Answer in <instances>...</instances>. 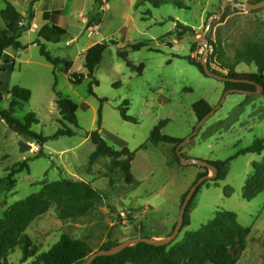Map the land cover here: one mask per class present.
<instances>
[{"label": "rangeland", "instance_id": "374dc122", "mask_svg": "<svg viewBox=\"0 0 264 264\" xmlns=\"http://www.w3.org/2000/svg\"><path fill=\"white\" fill-rule=\"evenodd\" d=\"M179 1V6L172 0L155 8L147 0H104L101 7L95 4L96 0H48L43 9H38L39 0L36 4L33 0H0V26L8 24L6 16L12 25L20 27L15 31L21 33V42L27 46L25 50H8L0 64V91L4 94L0 107L9 108L6 94L12 88L31 90L29 103L15 115L23 121L27 114L35 113L39 124L33 126V131L51 137L63 127L58 120V94L78 105V125L66 123L75 135L51 139L43 147L14 133L0 120V219L16 202L51 182L86 181L107 194L86 217L61 220L53 207L37 219L27 230L37 255L50 250L62 234L86 241L93 253L108 241L119 244L134 236L163 239L171 234L180 214L182 195L204 170L193 164L169 166L173 146H154L149 138L160 121L169 120L163 133L186 140L198 124L192 106L206 100L213 108L221 106L181 153L187 159L207 162L233 159L226 178L218 186L211 182L199 191L189 212V225L176 241L187 232L199 230L216 212L229 211L251 229L245 250L241 252L239 246L232 250L237 264H264V192L252 201L243 198L253 163L261 162L264 152L239 155L255 139L264 138V90L230 93L221 104L228 92L226 82L207 77L184 59L207 62L213 52L210 41L221 42L227 58H232L246 42L264 43V8L248 12L241 8L245 3L240 2L244 0ZM98 11H103L100 24L87 29L90 15ZM30 14L35 17L33 21ZM178 23L192 30L179 38L183 28L178 29ZM46 24L67 32L59 43L43 42L52 56L73 62L71 73L86 74L87 49L98 43L109 45L104 62L95 73L99 86L93 87L94 94L89 93V79L74 85L64 66L55 69L41 56L34 43ZM69 25L77 34L69 32ZM140 43L149 47L138 51L131 48ZM194 43L198 46L193 53ZM123 52L128 53L127 61L132 67L120 57ZM142 64L145 68L139 74L137 69ZM211 67L221 75L227 73L216 62ZM236 71L244 77L257 73V67L241 63ZM126 100L130 103L129 115L137 123L121 117L120 108ZM100 108L102 129L119 136L126 147L136 152L132 173L139 184L135 188H129L120 173L110 175L106 168L109 159L102 158L90 165L95 146L89 135L98 128ZM107 142L116 150L122 148ZM33 144L39 147L36 152L32 151ZM142 146L145 148L141 149ZM25 160L28 169L14 177L17 184L9 190L8 169ZM21 259L22 253L17 249L9 262L20 264Z\"/></svg>", "mask_w": 264, "mask_h": 264}, {"label": "trees", "instance_id": "16d2710c", "mask_svg": "<svg viewBox=\"0 0 264 264\" xmlns=\"http://www.w3.org/2000/svg\"><path fill=\"white\" fill-rule=\"evenodd\" d=\"M37 1L38 0H33V3L36 4ZM147 1L155 8H159L162 4L172 2V0ZM260 1L263 0H255L254 3ZM104 3V0H96L95 2L99 7L103 6ZM174 3L178 6L180 5L179 0H174ZM53 13L58 14L61 13V11H53ZM102 15L103 11H98L94 16L90 15L86 28L89 29L92 26H96L98 23L100 24ZM29 18L33 21L34 15L30 14ZM177 28H183V30L179 32V38L188 30H192L181 23L177 24ZM66 34L67 32L64 29L46 24L40 29L38 34L39 38L34 44L38 45L41 56L48 63L53 65L55 69L59 66H64V71L69 75V80L72 84L79 85L85 79H89V93L94 94L93 87L99 86V81L95 73L97 68L103 64L109 45L107 43H98L87 49L84 53L86 74L71 73L73 62L64 58L52 56L44 44V42L59 43L61 38ZM197 46V43L193 44V53L197 50ZM147 47H149V45L146 43L131 45L134 51ZM209 47L213 49V52L207 64L214 73L218 72L212 69L211 64L216 62L221 70L227 72L222 75L228 78L245 79L254 82L264 90V43L246 42L243 48L237 50L232 58H227L221 42L215 43L210 41ZM10 49L14 51L25 50L27 46L23 45L21 42V33L15 31L5 23L4 26H0V62L3 60L5 53ZM120 57L127 62L128 67H132V63L127 61V52L120 53ZM184 59L191 65L197 67L199 71L204 74L201 62L198 63L191 57H184ZM241 63L255 64L257 73H251L244 77L239 76L236 69ZM144 68L145 66L142 64L137 69L138 73L142 74ZM225 84V91L233 89L249 92L257 91V86L252 84L232 82H226ZM119 85L120 84H117V86ZM6 95L10 99L9 108L3 109L0 107V120L5 121L14 133L23 136L26 140L37 142L43 147L44 144L51 139L75 135V132L66 126V123L74 126L78 125L76 114L78 105L72 100L58 94L56 100L59 110L58 120L63 127L51 137H46L43 134L36 133L32 129L34 125L39 124V120L35 113L30 112L23 121L18 119L15 115L18 109L23 108L25 104L29 103L32 97L31 90L16 86L9 90ZM3 100L4 94L0 91V102ZM102 102H104V100H102ZM129 105V101H124L120 108L121 117L127 122L137 123V120L129 115ZM192 109L197 120L200 121L213 110V107L206 100H200L192 106ZM168 123L169 120L160 121L152 130L149 142L154 146H159L160 144L172 145V159L168 162V165H181L182 163L176 150L183 140L163 133V129ZM97 126V130L89 135L95 146L94 152L90 155V165L96 164L102 158L109 159L110 162L106 168L110 175L120 173L129 188H135L139 184L132 173V163L135 160L136 152L131 151L128 147L116 150L104 139L101 135L102 108L99 110ZM143 148H145V146L141 147V149ZM263 152L264 138H257L250 147L240 151L239 155L249 153L260 155ZM184 158L187 159L185 156ZM231 160L225 162H210L217 168V176L214 179L204 182L196 191L187 208L183 228L189 225V212L199 191L204 186H209L211 182H214V184L218 186V182L226 178ZM27 163L28 161L25 160L23 163L8 169L9 174L6 177V181L9 190H12L17 184L14 177L28 169ZM202 169L204 171L198 173L192 186L199 179L209 175L208 169ZM112 183L113 181L110 180V186H112ZM188 191L181 197L182 204ZM263 192L264 158L261 162L253 163V173L245 182L243 198L246 201H252ZM106 198L107 194L105 192L94 188L92 183L86 181H56L43 185L39 192L32 194L25 200L16 202L12 208L4 214V217L0 219V264H10L9 257L17 249L22 253L20 264H26L29 259L34 260L27 264H85L87 258L93 253L92 248L86 241L72 237L69 234H62L59 241L56 242L50 250L37 255V247L28 236L27 230L37 219L47 214L53 207L57 210L58 217L61 220L82 218L88 216ZM250 233L251 229L243 226L239 222L236 214L229 211H218L215 213L214 218L203 225L199 230L187 232L182 240L175 241L171 245L153 246L140 243L136 246L126 248L115 256L99 257L93 264H237L238 259L234 257L232 250H234L236 246H239L240 251L243 252L246 248ZM136 237L137 236H134L132 238ZM117 245L118 244L114 242L108 241L103 244L99 250H109Z\"/></svg>", "mask_w": 264, "mask_h": 264}, {"label": "water", "instance_id": "95a60500", "mask_svg": "<svg viewBox=\"0 0 264 264\" xmlns=\"http://www.w3.org/2000/svg\"><path fill=\"white\" fill-rule=\"evenodd\" d=\"M229 1V0H227ZM233 1V0H232ZM234 3V1H233ZM242 9H245L246 11L250 12L252 10L257 11L260 9L264 8V0L254 3V2H248L242 5L241 7ZM209 51V49H208ZM202 66L204 69V75H206L207 77H211L214 79H217L219 81L222 82H232V83H245V84H252L257 86V92L258 91H263V88L259 85H257L254 82L245 80V79H233V78H228L224 75H221L219 73H214L210 66L207 64V62L202 61ZM230 93H243V94H251V93H255V92H249V91H245V90H238V89H233L228 91L225 96L222 99L221 104L225 101V98L228 94ZM221 106V105H220ZM219 106V107H220ZM219 107L213 108V110L207 114L202 120L198 121V124L196 125L193 134L187 138L186 140H184L180 145H178L177 147V154L180 157L181 163L182 165H189V164H193L199 167H203L206 168L210 171L211 175L205 176L201 179H199L188 191L187 196L181 206L180 209V214L178 217V221L175 225L174 230L172 231L171 234H169L166 238L163 239H155V238H148V237H143V236H139L136 238H131L128 239L124 242H121L120 244H118L117 246L112 247L109 250H99L96 251L92 254H90V256L87 258L86 263L85 264H93V262L99 258V257H110V256H115L117 254H119L120 252H122L123 250H125L128 247H132V246H136L140 243H146L149 245H153V246H168L171 245L172 243H174L178 237L180 236L183 227H184V221H185V215H186V211L187 208L190 204V202L192 201L196 191L198 190V188L206 181L210 180V179H214L217 176L218 170L215 166H213L210 162L207 161H202V160H198V159H185L183 154L181 153V149L183 148V146L192 138L194 137L197 132L199 131V129L203 126V124L208 121L217 111V109Z\"/></svg>", "mask_w": 264, "mask_h": 264}, {"label": "crops", "instance_id": "0c3cea01", "mask_svg": "<svg viewBox=\"0 0 264 264\" xmlns=\"http://www.w3.org/2000/svg\"><path fill=\"white\" fill-rule=\"evenodd\" d=\"M48 0H39V2H38V5H37V8H38V6H39V8L38 9H43V7H44V5H45V3L47 2ZM234 1V0H233ZM249 1H253V0H244L243 2H240V3H248ZM6 5H8V6H12V4H6ZM31 5H32V3H31ZM51 9V8H50ZM50 9H48L49 11H51ZM36 11L38 12V10L36 9ZM53 11H58V10H52L51 12H53ZM27 13V12H26ZM25 13V14H26ZM24 14V15H25ZM4 15H5V10H4ZM37 16V15H36ZM35 18V17H34ZM5 19H6V21L8 22V25L10 26V27H12L14 30H17V29H19L20 27L19 26H14V25H12L11 24V22H10V20L5 16ZM20 20V19H19ZM19 22V21H18ZM18 25V24H17ZM77 29V28H76ZM68 30H69V32L71 33H73V34H77V30H74V32L71 30V28H70V25L68 26ZM2 62V61H1ZM1 62H0V64H1ZM101 134L103 135V137L107 140V141H109V142H112V143H114V144H120L121 146H122V148L123 147H126V145H127V143H125V142H123L121 139H120V137L119 136H117V135H115V134H113V133H111V132H109V131H106V130H104V129H102V131H101ZM198 175V174H197Z\"/></svg>", "mask_w": 264, "mask_h": 264}, {"label": "built area", "instance_id": "2783aa9c", "mask_svg": "<svg viewBox=\"0 0 264 264\" xmlns=\"http://www.w3.org/2000/svg\"><path fill=\"white\" fill-rule=\"evenodd\" d=\"M31 148H32L33 152H36L37 150H39V147L37 145H34V144L32 145Z\"/></svg>", "mask_w": 264, "mask_h": 264}]
</instances>
